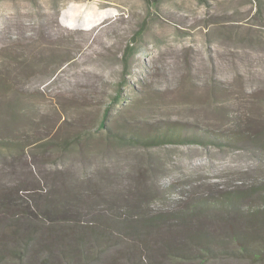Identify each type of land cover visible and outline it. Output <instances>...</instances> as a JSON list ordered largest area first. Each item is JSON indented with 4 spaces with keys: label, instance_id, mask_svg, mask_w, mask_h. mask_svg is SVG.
<instances>
[{
    "label": "rangeland",
    "instance_id": "1",
    "mask_svg": "<svg viewBox=\"0 0 264 264\" xmlns=\"http://www.w3.org/2000/svg\"><path fill=\"white\" fill-rule=\"evenodd\" d=\"M102 118L249 141L135 147L106 141ZM77 133L67 152L44 144ZM14 136L39 140L0 147V225L22 220L40 245L191 186L263 179L264 0H0V139Z\"/></svg>",
    "mask_w": 264,
    "mask_h": 264
},
{
    "label": "trees",
    "instance_id": "2",
    "mask_svg": "<svg viewBox=\"0 0 264 264\" xmlns=\"http://www.w3.org/2000/svg\"><path fill=\"white\" fill-rule=\"evenodd\" d=\"M123 67H127L126 62ZM130 122H119L120 127L114 129L102 118L99 125L107 128L106 141L142 148L249 141L242 130L225 133L172 119L136 126ZM79 134L44 144L67 152L77 146ZM38 140L1 138L0 147L18 149L22 142L35 145ZM209 185L179 190L168 207L132 205L124 212L107 211L95 226L59 234L52 230L53 235L42 245L36 244L39 236L33 229L23 232L22 220L13 226L0 225V264H207L224 257L263 259L264 178L225 187Z\"/></svg>",
    "mask_w": 264,
    "mask_h": 264
}]
</instances>
